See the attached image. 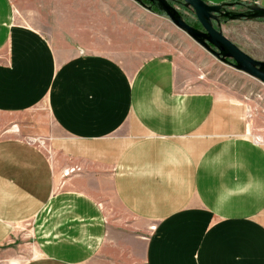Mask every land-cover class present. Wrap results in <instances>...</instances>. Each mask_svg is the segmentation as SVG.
<instances>
[{
  "label": "crops",
  "instance_id": "1",
  "mask_svg": "<svg viewBox=\"0 0 264 264\" xmlns=\"http://www.w3.org/2000/svg\"><path fill=\"white\" fill-rule=\"evenodd\" d=\"M84 22L43 31L0 0V114L45 104L62 135L50 151L0 136V264H264V145L244 107L181 89L165 53L91 52L110 29Z\"/></svg>",
  "mask_w": 264,
  "mask_h": 264
},
{
  "label": "rangeland",
  "instance_id": "2",
  "mask_svg": "<svg viewBox=\"0 0 264 264\" xmlns=\"http://www.w3.org/2000/svg\"><path fill=\"white\" fill-rule=\"evenodd\" d=\"M204 1L209 5L219 2ZM238 1L261 6L255 0ZM168 2L187 24L200 29L191 9L184 8L180 0ZM10 5L16 23L34 24L43 31L47 27L62 25L80 30V18L83 17L85 22L82 25L86 27L93 26L91 21H95V25L100 23L106 31L110 29L112 43L108 45L101 41L103 44L96 43L98 46L90 51L120 64L155 53L167 54L177 61L179 68L176 81L181 89L209 91L239 101L251 125L249 137L264 145V85L218 61L176 29L156 9L148 11L131 0H10ZM145 5L149 4L145 2ZM232 10L242 12L244 8L235 7ZM220 31L243 53L254 60L264 61V22H226L221 24ZM68 37L76 39L80 51V33ZM3 135L28 141L42 151L46 148L49 150L52 136H62L54 128L45 104L20 114H0V136ZM118 213L122 215L120 211Z\"/></svg>",
  "mask_w": 264,
  "mask_h": 264
},
{
  "label": "water",
  "instance_id": "3",
  "mask_svg": "<svg viewBox=\"0 0 264 264\" xmlns=\"http://www.w3.org/2000/svg\"><path fill=\"white\" fill-rule=\"evenodd\" d=\"M144 9L152 8L164 14L171 24L184 33L199 47L211 54L218 61L229 65L264 85V61H257L239 50L223 36L220 31L222 23L232 21L264 22V7L239 2L209 5L204 0H180L183 7L191 9L200 29L187 24L179 12L168 0H131ZM145 2L149 5L146 6ZM243 6L244 11H233Z\"/></svg>",
  "mask_w": 264,
  "mask_h": 264
},
{
  "label": "flooded vegetation",
  "instance_id": "4",
  "mask_svg": "<svg viewBox=\"0 0 264 264\" xmlns=\"http://www.w3.org/2000/svg\"><path fill=\"white\" fill-rule=\"evenodd\" d=\"M237 8L243 9L244 7L243 6H237Z\"/></svg>",
  "mask_w": 264,
  "mask_h": 264
},
{
  "label": "trees",
  "instance_id": "5",
  "mask_svg": "<svg viewBox=\"0 0 264 264\" xmlns=\"http://www.w3.org/2000/svg\"><path fill=\"white\" fill-rule=\"evenodd\" d=\"M155 10V9H154ZM155 11H157V10H155ZM158 12V11H157ZM159 13V12H158Z\"/></svg>",
  "mask_w": 264,
  "mask_h": 264
}]
</instances>
